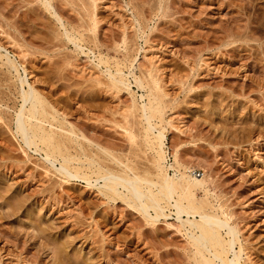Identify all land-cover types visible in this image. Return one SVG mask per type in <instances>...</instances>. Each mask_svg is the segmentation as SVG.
Segmentation results:
<instances>
[{
	"label": "rangeland",
	"instance_id": "obj_1",
	"mask_svg": "<svg viewBox=\"0 0 264 264\" xmlns=\"http://www.w3.org/2000/svg\"><path fill=\"white\" fill-rule=\"evenodd\" d=\"M73 1L0 0V63L9 54L81 132L146 166L144 149L129 152L114 122L135 99L142 104L146 89L128 68L130 89H111L99 61L115 71L134 52L136 75L153 68L168 94L169 162L176 149L196 177L208 176L211 199L227 205L240 228L241 264H264V0H84L95 34L82 28L90 22L86 4ZM77 28L85 31L82 47L65 35L78 36ZM16 76L0 66V91L11 87L14 99ZM0 122V264H193L175 216L148 224L103 195L102 179L66 178L60 162L51 166L23 147L15 125Z\"/></svg>",
	"mask_w": 264,
	"mask_h": 264
},
{
	"label": "bare ground",
	"instance_id": "obj_2",
	"mask_svg": "<svg viewBox=\"0 0 264 264\" xmlns=\"http://www.w3.org/2000/svg\"><path fill=\"white\" fill-rule=\"evenodd\" d=\"M70 2L68 0V3ZM82 3L86 4L85 1ZM87 4L85 11L88 10L90 22L85 24L87 27L82 24V28L95 34L97 19ZM80 28L75 29L78 36L65 30V35L78 47L81 46L80 42L85 35V31ZM237 36L240 38L239 35ZM132 53L134 52L128 51L125 53V61L116 62L115 71L108 65V59L100 57L99 61L108 67L107 86L111 89L116 91L123 88L130 89L131 79L125 74L126 68L129 70L128 74L134 77L138 87L146 89V94L140 95L142 104L135 99L126 113L122 114L123 119L119 120L120 122L114 119V122L122 129V134L129 145H126V148L127 146L130 148H128L129 152L137 154V149H144V157L149 162L146 163L148 165H139L140 163H137L139 161L133 159L134 156L136 158L134 154L133 157L129 152L130 155H125V152L123 155V150H119L121 154L116 153L118 151L114 152L115 149L105 147V143L103 146L102 143L92 140L89 135L86 136L85 132L78 129L79 126L77 128L74 122L68 120L66 111L59 107V101H54L48 96L49 93L46 95L39 87H35L26 78L21 77L17 61L11 59L9 54L6 55L7 62L2 61L5 63H0V66L6 67L10 72L11 69L17 71V81L13 79L17 96L16 102L11 106L10 101L14 98L10 95L13 89L8 87L7 94L5 90V93L0 91L1 94H5L0 96V107L13 109L12 114L8 112L9 116L1 109L0 120H4L3 123L11 127L15 125V132L22 140L23 147L34 148L35 152L43 154L45 161L53 167H56V162H60L61 168L57 170L66 178L87 179L89 183H92L94 177L96 181L102 179L103 183L99 191L103 195L112 201L121 199L137 209L148 224L155 225L162 217L168 219L169 216H175L178 222L177 229L184 232L189 242L188 251L193 264H241L244 246L240 240V228L232 224L233 214L227 205L219 199L217 202L211 199V197L215 199L216 195L210 189L211 181L208 176L196 177L192 171L194 166L182 163L176 149L173 152L174 161L169 162L166 129L174 127V124L172 120L166 119V108L169 106V101L166 99L168 94L153 68L141 71L140 76L136 75L133 66L137 56L134 58ZM0 58L2 59L1 56ZM24 70L26 71L25 67ZM17 82L20 86L16 84ZM135 147L137 148L134 149ZM170 169H173V174L170 173ZM199 189L204 191L205 197L197 196Z\"/></svg>",
	"mask_w": 264,
	"mask_h": 264
}]
</instances>
